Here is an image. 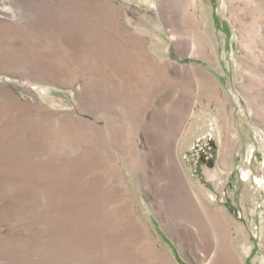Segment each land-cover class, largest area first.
I'll list each match as a JSON object with an SVG mask.
<instances>
[{"label": "rangeland", "instance_id": "1", "mask_svg": "<svg viewBox=\"0 0 264 264\" xmlns=\"http://www.w3.org/2000/svg\"><path fill=\"white\" fill-rule=\"evenodd\" d=\"M0 264H264V0H0Z\"/></svg>", "mask_w": 264, "mask_h": 264}]
</instances>
